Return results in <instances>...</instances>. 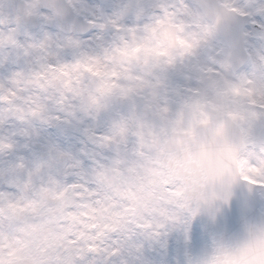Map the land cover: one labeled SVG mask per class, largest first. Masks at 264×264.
<instances>
[{"label": "rangeland", "instance_id": "374dc122", "mask_svg": "<svg viewBox=\"0 0 264 264\" xmlns=\"http://www.w3.org/2000/svg\"><path fill=\"white\" fill-rule=\"evenodd\" d=\"M164 1L168 0H159L160 3ZM223 1L228 4L232 0ZM233 1L251 4L253 12L255 9L252 21L264 26V0ZM10 2L0 0V97L4 108L14 114H9L8 126L3 123L0 132L7 133L12 127L16 135L23 133L29 148L44 136L53 157L48 146H45V159L38 158L34 150L29 154L24 152L27 156L22 162L26 164L24 174L33 175L41 189L51 187L53 190L65 187L67 173H74L69 182L85 179L89 191L83 204L90 203L92 209H96L93 224L98 229L103 227L93 235L88 254L84 251L74 253L75 260L68 252L63 264H214L212 243L182 209L179 196L184 186L161 166L163 146L170 131L191 132L201 120H212L223 113L239 115L238 110L232 109L233 100L252 102L255 94L248 96L246 91L253 84H256V90L257 84L260 85L257 92L263 95L264 86L257 74L264 75V63L260 67L253 65L260 62L258 54L252 55L251 63L237 81L227 77L221 89L209 83L213 91H203L197 96L186 82L189 76L184 66L190 62L184 56L186 47L175 51L154 38L156 28L167 20L179 24L180 18L168 19V15L156 13L145 17L142 10L132 14L125 12L127 4L138 3L140 8L142 0H116L111 5H97L96 1L90 0L84 2L88 9L93 7L99 11L93 14L98 23L90 35L61 34L50 13L43 15L44 25L34 33L14 25L19 15H12ZM153 3L144 2V6ZM174 8L188 14L190 22L202 18L199 8L187 1L175 3ZM130 35L133 40L129 39ZM249 38L251 51L260 53L264 45H254L251 32ZM37 45L41 46L40 52L36 51ZM91 56L96 59L95 66L108 59L115 65L114 72H110L111 78L104 83L99 81L98 89L89 88V81L82 80L81 83L80 76L83 75L94 80L91 73L82 70L92 64ZM73 59L81 70L74 66ZM57 81L61 88L57 87ZM18 88L21 91L16 90ZM184 88L189 90L184 92ZM10 94L19 95L21 101L30 105L19 111L10 110ZM221 98L227 104L225 110L218 112L212 105H217ZM12 105L18 106V103L14 100ZM202 109L205 111L201 112ZM75 117L79 121L70 129ZM62 118L66 124L61 122ZM259 128L256 122L248 127L252 143L248 142L246 152L252 154L249 156L252 163H244L247 158L241 163L245 176L257 177L259 169L264 175V150L253 143ZM72 132L78 144H69ZM68 149L71 152L68 168L56 164L51 176L43 177L36 171V179L34 169L43 160L47 163L54 159L56 163L55 156ZM59 179L57 186L55 182ZM26 185L34 186L29 179L24 180L23 186ZM25 191L29 196L31 190ZM105 197L109 214L114 216L110 226L104 225L100 214ZM99 200L100 208L96 204ZM34 202L31 201V205ZM260 207L264 210V202ZM101 249L96 256V251ZM90 254L96 259L89 263ZM59 258V255L55 257L58 261L52 264H62Z\"/></svg>", "mask_w": 264, "mask_h": 264}, {"label": "flooded vegetation", "instance_id": "af4514ba", "mask_svg": "<svg viewBox=\"0 0 264 264\" xmlns=\"http://www.w3.org/2000/svg\"><path fill=\"white\" fill-rule=\"evenodd\" d=\"M70 1L76 12L86 18L94 19L93 13L99 12L97 8L88 9L84 4L90 0ZM168 1L172 2V0ZM186 1L194 5L190 0H182V2ZM92 5L94 6V4ZM166 9V6L162 7L163 12ZM199 13L202 18H198L195 22H190L189 15H185L183 11L175 12L173 15L175 19L180 18L181 23L185 20L182 40L186 49L189 50L185 52V58L190 61V64L187 65L190 75L191 77H200L203 76L204 71L211 69L222 74L225 80L232 75L229 59L230 48L221 35L207 23L200 8ZM252 69L256 70L255 67ZM191 82H193L192 88L197 90L198 83L194 80ZM204 85L206 86L205 82ZM261 103L264 105V94ZM255 112L250 111L248 106L242 104L239 122L243 121L248 133L249 124L253 122L259 123L260 128H264V111L258 109ZM5 113H8L6 109H0V128L5 123ZM7 137L9 136L5 132H0V264H10L18 260H27L29 264H50L53 260L52 255L56 252L57 243L70 246L74 253L87 250L88 246L93 243L95 234L93 215L89 205L80 203L78 206L76 203H66L64 206V201L69 197L84 199L79 191L74 192V185L77 183L70 184L66 190H61L63 195H60L58 204L44 206L35 200L32 206H27V196L24 194L25 186L21 183L22 171L26 166L19 164L18 159L21 154L12 153L8 161L3 157V148L6 144L11 143L13 147L17 146L14 139H6ZM13 151L17 152L18 150L14 148ZM247 153L244 151V157L247 158L245 163L248 162L250 165L252 160L249 156L252 154L248 155ZM257 171L264 179V175L260 173L262 170ZM9 181L13 183L12 187L8 186ZM82 190L80 191L82 193L87 191L86 188ZM56 213L60 218L46 219L47 216ZM66 213H71L70 217L66 216Z\"/></svg>", "mask_w": 264, "mask_h": 264}, {"label": "water", "instance_id": "95a60500", "mask_svg": "<svg viewBox=\"0 0 264 264\" xmlns=\"http://www.w3.org/2000/svg\"><path fill=\"white\" fill-rule=\"evenodd\" d=\"M202 7L206 16L216 21L212 11L204 4ZM16 9L20 10L19 3ZM61 26L70 31V24L62 21ZM176 30L161 29L157 37L176 46ZM229 43L235 51L240 50L231 40ZM166 147L164 166L185 184L186 191L181 197L184 209L214 243L217 263L242 264L241 248L253 240L247 249L261 252L253 253L257 261L252 258L250 262L264 264V214L258 210L254 187L242 179L237 166L242 147L239 126L224 116L203 124L197 136L171 133ZM194 161L199 170L195 169ZM251 219L258 233L252 240L246 236L252 225L247 221ZM245 239L247 242L242 246Z\"/></svg>", "mask_w": 264, "mask_h": 264}, {"label": "bare ground", "instance_id": "6f19581e", "mask_svg": "<svg viewBox=\"0 0 264 264\" xmlns=\"http://www.w3.org/2000/svg\"><path fill=\"white\" fill-rule=\"evenodd\" d=\"M17 90L21 91L20 88H18ZM18 98H20L19 95H18ZM23 137H25V135H24ZM41 171H42V172L44 171V167H42Z\"/></svg>", "mask_w": 264, "mask_h": 264}]
</instances>
